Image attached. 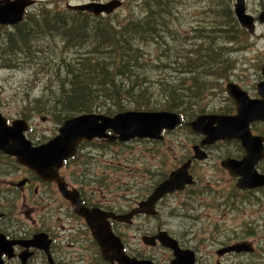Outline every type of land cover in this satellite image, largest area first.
<instances>
[{
    "label": "rangeland",
    "instance_id": "rangeland-1",
    "mask_svg": "<svg viewBox=\"0 0 264 264\" xmlns=\"http://www.w3.org/2000/svg\"><path fill=\"white\" fill-rule=\"evenodd\" d=\"M88 1L94 0H40L29 9V20L40 18L41 7L51 10L53 6V10H63L67 2ZM123 1L122 7L110 14L113 22L123 20L130 13L142 16L154 0ZM173 1L165 13V29L159 27L152 40L139 43L144 51L142 62L149 76V92L161 106L157 110L183 112L185 122L203 113L231 111L234 102L227 93V83L235 81L252 88L261 75L264 22H259L258 16L264 10V0H246L248 12L257 18L256 35H246L234 45L224 36L215 34V52L217 58L224 61L217 67H213L210 58L205 57H201L200 61V64L206 63L203 66L189 67L187 62L198 56L197 49H201L204 56L210 53L207 50L211 41L208 30L221 21L215 11L228 12L229 7L233 11L235 0ZM12 32L13 26L0 25V111L9 122L13 119L28 120L32 127L27 132L28 138L35 144L44 143L58 134L66 113L40 112L35 99L42 95L44 83H50L49 77L57 72L61 59L71 60L72 54L61 50L59 37L44 36L40 31L31 33L30 46L14 47L9 41ZM164 49L167 51L162 55ZM195 76L204 81L202 87L195 88ZM160 79L179 88L178 92L184 98L182 106L170 105L158 84ZM51 84L52 89L41 98L43 105L50 103H44V100H49L50 91L57 89V81ZM99 113L104 112L100 110ZM43 116H46L45 120ZM262 125L257 124L255 129ZM201 139L200 134L184 123L175 130H168L162 140L108 141L104 146L98 144L88 148L94 154L90 171L98 172L100 179L110 188L103 191L106 198L116 195L118 207L129 209L137 205L171 170L192 157V146ZM206 150L209 153L207 160L193 161L194 184L167 195L159 203L157 215H138L133 224L118 226L129 252L136 249L138 258L170 264L172 253L169 249L148 246L142 240L143 235L154 234L160 227L183 245L194 248L198 264H218V260L220 264H264V191L240 192L232 176L220 165L227 156L242 158L238 157L243 154L241 144L236 140L220 141L206 147ZM6 163L9 178L18 183L23 176L22 166L14 157L6 158ZM19 198L14 189L13 200ZM242 242L252 245L241 253L217 254L222 247Z\"/></svg>",
    "mask_w": 264,
    "mask_h": 264
},
{
    "label": "water",
    "instance_id": "water-1",
    "mask_svg": "<svg viewBox=\"0 0 264 264\" xmlns=\"http://www.w3.org/2000/svg\"><path fill=\"white\" fill-rule=\"evenodd\" d=\"M36 2L37 0H0V24L7 26L20 24L27 9ZM123 4V0L107 2L94 0L85 3L68 2L67 7L100 16L114 13ZM234 9L241 26L254 34L256 18L248 12L246 0H236ZM259 21L264 22V12ZM227 93L236 102V115L203 113L189 124L195 132L204 135L200 144L193 147V157L205 160L208 158V153L203 147L221 139L241 138L246 150L243 159L228 157L221 164L232 176L239 178L237 186L241 189L264 185V174H260L255 168L256 163L263 156L262 148L258 147L260 138L252 136L249 126L253 120H264V82L258 86V93L262 99L252 102L249 101L247 92L237 83H228ZM45 118L46 116L42 117L43 120ZM180 123V115L168 110H126L113 115L98 112L82 113L64 120L58 129V134L47 142L35 144L27 136V132L31 129L28 120L13 119L9 123L8 118L0 111V150L14 156L19 164L27 166L42 179L58 183L65 193V183L58 171L65 160L75 155L79 143L103 137L110 142H127L136 137L160 139L163 137L164 130H174ZM191 163L192 159H189L172 170L145 200L140 201L129 212L122 215L112 212L106 214L128 224H131L134 216L139 214H156L157 203L166 195L183 190L186 186L195 183L190 173ZM81 214L87 219L93 236L106 258L111 261L117 259L122 264H155L149 259H132L127 256L123 242L113 232L109 221L96 219L91 211H81ZM1 236L4 238L3 235ZM41 238L38 235L33 241L40 242ZM142 240L147 245H156L157 241H160L162 245L171 248L175 255L173 264H194L196 259L194 250L180 247L178 240L164 229H160L154 235H144ZM248 248L245 243H239L222 248L218 253L223 255L231 251H245Z\"/></svg>",
    "mask_w": 264,
    "mask_h": 264
},
{
    "label": "trees",
    "instance_id": "trees-1",
    "mask_svg": "<svg viewBox=\"0 0 264 264\" xmlns=\"http://www.w3.org/2000/svg\"><path fill=\"white\" fill-rule=\"evenodd\" d=\"M173 3V0H154L148 4L142 16L136 17V13H130L116 22L110 15L96 16L69 8L53 10L52 6L51 10H46L41 7L39 19L29 20L30 16L27 15L20 24L13 26L14 32L10 33L9 41L14 47L30 46L31 33L40 31L44 36L59 37L61 50L72 54L71 60L61 59L59 69L49 77L50 83H44L42 95L35 99L40 112H63L67 119L79 113L100 110L112 115L126 110L160 109L161 106L149 92V76L142 62L144 51L139 43L152 40L159 27L165 29V13ZM215 13L221 21L214 24L218 28L212 29V34L218 33L234 45L239 44L248 32L237 21L231 7L228 12L222 10ZM215 42L211 37L207 47L211 54L204 56L200 54L202 50L197 49L198 56L190 59L188 65L198 67L201 57L217 58ZM166 51L164 49L162 55ZM223 63L222 60L210 61L213 67ZM193 79L195 88L203 86L202 79L197 76ZM54 81H57V89L50 91L49 100H44V103H50L43 105L41 98L52 89L51 83ZM158 84L171 106L183 105L184 98L177 86L164 79H160Z\"/></svg>",
    "mask_w": 264,
    "mask_h": 264
},
{
    "label": "flooded vegetation",
    "instance_id": "flooded-vegetation-1",
    "mask_svg": "<svg viewBox=\"0 0 264 264\" xmlns=\"http://www.w3.org/2000/svg\"><path fill=\"white\" fill-rule=\"evenodd\" d=\"M246 6H247V1H246ZM233 12H234V5H233ZM262 12H264V10L260 12L258 16V21L260 19ZM28 13H29V9L27 11V15ZM256 23H257V18H256ZM257 28L258 27L256 24L255 33L254 34L248 33L247 35H249V37L251 35H256ZM212 29H217V28L213 26L210 30H208V34L210 35V37L214 38L215 34H212ZM212 60L216 61L222 59L210 58V61ZM200 61L201 58H199L198 67L200 66ZM188 66L191 67L193 65H188ZM263 66H264V61L261 66V75L256 80V83L252 88H249L248 85L240 84L235 81H229L228 83L234 82L239 84L240 87L247 92L248 94L247 96L250 102L254 100L262 99V96L258 93V86L260 85L261 82H264ZM233 102H234L233 103L234 108L231 111L227 113H210V114L236 115L237 105L234 100ZM178 114L181 117V123L175 129L179 128L184 123H186L187 126H189L192 129V127L189 124L199 116L197 115L195 119L189 122H185L184 113L180 112ZM261 123L264 124V120L261 119L253 120L249 126L252 136L260 138L258 147L262 148L263 156L256 163L255 168L260 174H264V125L258 127L257 130L255 129V126ZM167 131L168 130L164 131L163 137L160 139L151 138V137H144V138L136 137V139L140 138V139L162 140ZM192 131L195 132L193 129ZM197 134H200L202 136V139L204 138L203 134L201 133H197ZM201 140L195 143L192 146V149L195 145L200 144ZM231 140H236L241 144L243 149V154L238 157H242V158H237L234 156H227L226 158L231 157L239 160L243 159V157L246 154V150L242 144L241 138H231L226 140L221 139L203 148L206 150V147L212 146L220 141L227 142ZM107 142H108L107 138L103 137V138L94 139L92 141H83L79 143L74 157L65 160L63 166L58 171L59 176L62 178V180L65 183V187H66L65 193L60 189L58 183L54 181L50 182L42 179L37 173L29 169L27 166L21 164L19 165L22 166L23 176L18 183L13 182L9 178L10 176L9 169H6L8 167V164L6 163V158L13 156L6 154L0 150V248H1L0 264H122L117 259H113V261H111L104 256L101 246L93 236L91 227L89 226L85 216L81 214V211L83 212L91 211L96 219H100L102 221L105 220L109 221L113 232L118 237H120L121 241L124 244L125 254L132 259L138 258L136 257V249H133L131 252H129L125 239L122 233L120 232V230L118 229L119 225L128 224V223L114 219L113 217L108 216L106 213L112 212L117 215H122L124 213L129 212L132 208L137 206L140 201L145 200L152 193V191L157 186V184L154 186L151 192H149L147 195H145L137 202V205L135 206L132 205L133 207L129 209L118 207L116 195H112L110 198H106L105 195L103 194V191L104 189L109 191L110 188L106 183L103 182L102 179H100L98 172L90 171V169L92 168L91 159L93 158L94 154L88 148L98 144L104 146L107 144ZM193 156H194V150L192 157L187 159V160L192 159L190 172H192L191 167L193 161L197 160ZM208 158H209V153H208ZM224 159H222L220 162L221 166H222L221 163ZM232 179L235 182L234 185H236L237 189L240 192L264 191V185L241 189L237 186V182L239 178L232 176ZM14 189L18 192L20 196L19 199L13 200ZM18 200H20V203H18ZM134 200L136 201V199ZM161 201H159L156 205L157 210H158V205ZM158 212L159 211H157V213L154 215H157ZM139 215L154 216V215H146V214H139ZM22 216H24V218H22ZM137 216H134L131 224L134 223V220L136 219ZM160 229L161 228L158 227L157 232ZM154 234H145V235H154ZM1 235H3L4 238ZM38 235H40V238L42 236L41 241L34 242L33 241L34 238ZM170 235L174 237L172 234ZM174 238L177 239L176 237ZM178 242L180 247L190 248L194 250L195 258H196L194 264H198L197 251L194 248L183 245L179 240ZM242 243H245L249 248L252 245L250 242H242ZM148 246H152V247L163 246L169 249V251L172 253L170 264H173L172 261L175 258V255L171 248L162 245L160 241H157L156 245H148ZM222 248L217 250V254L219 256L221 255L218 252ZM231 252H235V251H231ZM241 252H237V253H241ZM228 253L230 252L225 253V255ZM222 256H224V254ZM138 259H146V258H138ZM149 260L153 261L152 259ZM217 262L218 264L221 263L220 260H218ZM154 263L157 264L156 262Z\"/></svg>",
    "mask_w": 264,
    "mask_h": 264
},
{
    "label": "bare ground",
    "instance_id": "bare-ground-1",
    "mask_svg": "<svg viewBox=\"0 0 264 264\" xmlns=\"http://www.w3.org/2000/svg\"><path fill=\"white\" fill-rule=\"evenodd\" d=\"M37 1H40V0H37ZM158 90V89H157ZM153 102V101H152Z\"/></svg>",
    "mask_w": 264,
    "mask_h": 264
}]
</instances>
